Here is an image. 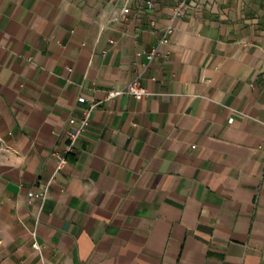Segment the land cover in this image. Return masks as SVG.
Returning a JSON list of instances; mask_svg holds the SVG:
<instances>
[{
	"label": "crops",
	"instance_id": "1",
	"mask_svg": "<svg viewBox=\"0 0 264 264\" xmlns=\"http://www.w3.org/2000/svg\"><path fill=\"white\" fill-rule=\"evenodd\" d=\"M182 1L0 0V264H264V0Z\"/></svg>",
	"mask_w": 264,
	"mask_h": 264
},
{
	"label": "built area",
	"instance_id": "2",
	"mask_svg": "<svg viewBox=\"0 0 264 264\" xmlns=\"http://www.w3.org/2000/svg\"><path fill=\"white\" fill-rule=\"evenodd\" d=\"M187 1H190V0H183L180 6L175 11L170 24L165 28V30L162 33V36L158 43V47L167 45L170 42L171 36L174 32L173 22L175 20V17L178 14H180L182 7ZM148 6L151 8L153 6V3L149 2ZM124 12L128 13V10L125 9ZM158 47L151 53L150 61L153 59L155 55L158 54V49H159ZM118 96H130L137 100H141L142 98L149 96V92L147 91L146 88H144L140 84L139 79H135L134 81L130 82L128 85L123 87L122 89L114 90L108 93V99H113ZM79 101L82 103L85 102L83 98L79 99ZM97 106L98 104L96 103H90L84 109L79 121H76L75 119H70L69 121L70 128L67 132V142L68 143L66 147L64 148L63 152H55L52 155L56 162L55 174H57L67 165L68 156L74 152L77 142L82 137V135L86 132L89 126V123L91 121L92 114L94 110L97 108ZM55 174L49 180L47 184L41 185L37 191H29L27 194V197L29 199H37L41 201L42 204H44L48 198L49 187H50V184L54 181Z\"/></svg>",
	"mask_w": 264,
	"mask_h": 264
}]
</instances>
